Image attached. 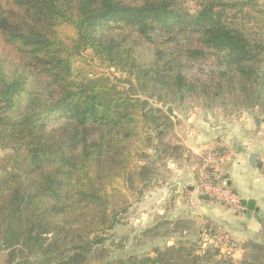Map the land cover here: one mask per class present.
Returning <instances> with one entry per match:
<instances>
[{
	"label": "trees",
	"instance_id": "trees-1",
	"mask_svg": "<svg viewBox=\"0 0 264 264\" xmlns=\"http://www.w3.org/2000/svg\"><path fill=\"white\" fill-rule=\"evenodd\" d=\"M187 96L259 105L264 0H0V264H247L201 239L105 246L171 161L203 163L150 102Z\"/></svg>",
	"mask_w": 264,
	"mask_h": 264
},
{
	"label": "crops",
	"instance_id": "crops-1",
	"mask_svg": "<svg viewBox=\"0 0 264 264\" xmlns=\"http://www.w3.org/2000/svg\"><path fill=\"white\" fill-rule=\"evenodd\" d=\"M195 118L196 127L188 132L187 140L183 138L185 146L201 156L213 150L227 152L228 161L217 168V175L241 201L253 200L255 209L243 206V210L235 211L212 198H199L191 204L187 193L197 184L198 173L195 165L184 160L179 165L170 163L171 173L164 180L160 178L144 195L141 225L137 227L143 234L161 219L188 221L190 226L183 230L184 237L174 233L157 238V241L174 244L181 238L201 239L199 226L202 230L203 223L209 224L229 233L235 244L233 257L236 261L264 264V120L244 115L222 121L225 123L216 127L209 118ZM253 154L256 159L250 163ZM145 242L147 239L143 238Z\"/></svg>",
	"mask_w": 264,
	"mask_h": 264
},
{
	"label": "rangeland",
	"instance_id": "rangeland-1",
	"mask_svg": "<svg viewBox=\"0 0 264 264\" xmlns=\"http://www.w3.org/2000/svg\"><path fill=\"white\" fill-rule=\"evenodd\" d=\"M111 71L114 72L112 69ZM119 75V73H116ZM143 97V96H142ZM150 102L157 104L158 106L162 107L166 110L168 105H173L175 113L178 115L177 119H173L177 122L174 125L173 129V136L170 135L171 140L174 142H179L181 145L185 147L183 154L185 156L188 155H197L191 152V150L185 146L184 139L187 140V134L189 131L193 130L196 127V118L195 117H201L204 119H210L214 126L221 125L222 121L233 120L237 119L244 115H252L256 118H259L260 120H264V98L261 99L259 102V105H253L249 108L244 105H236L234 101L229 100H221V101H210L208 99H202L196 96H187L184 100L179 102H174L172 104H168L165 106L164 103L158 102L156 99H150ZM167 112V111H166ZM210 121V122H211ZM211 122V123H212ZM227 123V122H226ZM184 138V139H183ZM218 151V150H213ZM5 150H3L0 147V157L5 154ZM207 154H201L198 155L202 158H205ZM194 162H197L193 157L191 159ZM187 161V160H186ZM204 161V160H203ZM181 163L182 159L171 161V163ZM197 167V173L198 168L200 165L193 164ZM143 200L135 198L131 199L132 207L129 209L130 215L128 214L127 219V225L117 226L115 230L112 232L111 237L106 242V247L109 249L110 252V258L112 259H126L131 255H140V254H146L154 253V249L156 247H164L165 245H172L168 244V241H157L156 242L152 239L149 240L145 237L144 231L143 234L141 233L142 230L137 227L141 224L139 219L140 217V211L143 208ZM150 205V203H148ZM145 207V206H144ZM139 211V212H138ZM139 214V215H138ZM200 231V226L199 229ZM138 231V232H137ZM140 231V232H139ZM185 234L180 235L181 237H184ZM168 237V236H165ZM165 237H159V238H165ZM143 238L147 239V242L143 243ZM158 238V239H159ZM178 241H181L183 243L189 244L190 241L193 242L192 238H181ZM177 241V242H178ZM195 243H197V246L200 244L199 240H194ZM199 243V244H198ZM200 246V245H199ZM233 257V256H232Z\"/></svg>",
	"mask_w": 264,
	"mask_h": 264
},
{
	"label": "built area",
	"instance_id": "built-area-1",
	"mask_svg": "<svg viewBox=\"0 0 264 264\" xmlns=\"http://www.w3.org/2000/svg\"><path fill=\"white\" fill-rule=\"evenodd\" d=\"M228 153L225 151H213L209 153L198 168V182L188 191L187 197L191 204H195L199 195L208 194L216 202L229 206L235 211L243 210L239 196L233 192L222 178L217 175V168L228 161ZM203 223V231L205 227ZM204 246L220 247L223 252L233 256L234 242L228 232L222 229L204 231L201 235Z\"/></svg>",
	"mask_w": 264,
	"mask_h": 264
},
{
	"label": "water",
	"instance_id": "water-1",
	"mask_svg": "<svg viewBox=\"0 0 264 264\" xmlns=\"http://www.w3.org/2000/svg\"><path fill=\"white\" fill-rule=\"evenodd\" d=\"M166 111H167V113L171 116V117H173L174 119H177L178 118V115L175 113V111H174V107H173V105H168L167 106V108H166ZM255 159H256V157H255V154H253L252 156H251V159H250V163H253V162H255ZM199 198L200 199H204V200H210V196L208 195V194H201V195H199ZM241 204L243 205V206H245L247 209H249V210H254L255 208H254V201L253 200H242L241 201Z\"/></svg>",
	"mask_w": 264,
	"mask_h": 264
}]
</instances>
